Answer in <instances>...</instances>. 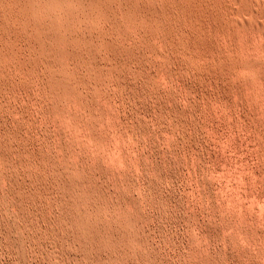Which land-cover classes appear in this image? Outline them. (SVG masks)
Returning a JSON list of instances; mask_svg holds the SVG:
<instances>
[{
    "label": "rangeland",
    "instance_id": "rangeland-1",
    "mask_svg": "<svg viewBox=\"0 0 264 264\" xmlns=\"http://www.w3.org/2000/svg\"><path fill=\"white\" fill-rule=\"evenodd\" d=\"M107 1L66 32L32 11L58 58L0 0V264H264V24Z\"/></svg>",
    "mask_w": 264,
    "mask_h": 264
},
{
    "label": "bare ground",
    "instance_id": "bare-ground-1",
    "mask_svg": "<svg viewBox=\"0 0 264 264\" xmlns=\"http://www.w3.org/2000/svg\"><path fill=\"white\" fill-rule=\"evenodd\" d=\"M17 6V14L23 20V24L25 27H31L33 33L37 35H48L55 44V52L58 58H63L65 56L69 57L68 50L62 48L58 44V37L53 32V29L45 30L43 25L40 23L39 19L33 15L35 12L36 15L45 18L51 22H56L57 26L55 28H61L64 32H66L69 27L73 24H76L78 20L73 14L74 10L81 11L86 16L88 21H91L94 24H101L106 21V17L104 16L106 11H110L113 7L107 0H13ZM143 2V1H142ZM258 2V1H257ZM3 3V1L1 2ZM240 4V3H239ZM264 4V3H263ZM9 5V4H8ZM12 5V4H11ZM15 8L16 5H13ZM240 8L239 14L241 18L255 20L264 24V20L262 18V12L264 11L258 4L251 2L250 0H245L242 4L237 5ZM238 8V9H239ZM54 9H58L65 14L63 16L58 17L54 11ZM146 9V8H145ZM7 10V9H6ZM237 10V9H236ZM263 10V11H262ZM33 11V12H32ZM95 14V12H97ZM1 12V11H0ZM5 13V12H4ZM75 13V12H74ZM129 13V12H128ZM161 13V12H160ZM8 14V13H7ZM152 14V13H150ZM155 15V14H154ZM157 15V14H156ZM148 16V15H147ZM153 17V16H152ZM7 18V17H6ZM143 18V17H142ZM80 19V18H79ZM153 19V18H152ZM165 19V18H164ZM20 21V20H19ZM44 21V20H43ZM257 22V23H258ZM174 23V22H173ZM234 23V22H233ZM175 24V23H174ZM233 25V24H232ZM21 26V25H20ZM236 26V25H235ZM245 27L246 25L243 24ZM251 26V25H250ZM255 26V25H254ZM224 27V26H223ZM238 27V26H237ZM241 27V26H240ZM246 28H251L247 27ZM243 27L240 28L242 31ZM247 30V29H245ZM251 30V29H250ZM81 31V30H80ZM263 31V30H262ZM237 34L242 33L240 31H235ZM85 33V32H84ZM98 34V33H97ZM234 34V33H233ZM84 36V35H83ZM168 36V35H167ZM258 36V35H257ZM192 39V38H191ZM99 40V39H98ZM224 40V39H223ZM119 41V40H118ZM235 42V41H234ZM146 44V43H145ZM36 45V44H35ZM12 46V45H11ZM35 47V46H34ZM46 48V47H45ZM134 50V49H133ZM195 55V54H194ZM92 57V56H91ZM96 58V57H95ZM98 59V58H97ZM62 59H60L61 61ZM245 60V59H244ZM173 61V60H172ZM171 61V62H172ZM90 63V62H89ZM177 63V62H176ZM101 64V63H100ZM228 64V63H227ZM56 65V64H55ZM49 66V65H48ZM145 66V65H144ZM229 67V66H228ZM100 68V67H99ZM34 71V70H33ZM76 72V71H75ZM153 72V71H152ZM187 72V71H186ZM42 74V73H41ZM162 74V73H161ZM56 75V74H55ZM233 76V75H232ZM155 78V77H154ZM236 79V78H235ZM60 89L62 92H73L74 86L71 87L63 78L59 76L56 79ZM163 82V81H162ZM229 83V82H228ZM1 85V84H0ZM30 86V85H29ZM33 86V85H32ZM31 87V86H30ZM79 88V87H78ZM84 88V87H83ZM88 88V87H87ZM119 89V88H118ZM28 91V90H27ZM167 97V96H166ZM61 99V97H58ZM56 101V100H55ZM104 102V101H103ZM62 103V102H61ZM45 105V104H44ZM56 105V103H55ZM61 105V104H60ZM63 105V104H62ZM65 105V104H64ZM57 106V105H56ZM172 106V105H171ZM63 107V106H62ZM46 109V108H45ZM234 110V109H233ZM107 113V112H106ZM177 113V112H176ZM180 115V114H179ZM217 117V116H216ZM175 119V118H174ZM178 120V119H177ZM97 128V127H96ZM19 132V131H18ZM174 141V140H173ZM64 142V141H63ZM12 144V143H11ZM263 144V143H262ZM52 155V154H51ZM2 159V155L0 153V160ZM26 159V158H25ZM116 159V158H115ZM100 162V161H99ZM121 170V169H120ZM11 182V181H10ZM44 183V182H43ZM73 184V182H72ZM17 185V184H16ZM26 187V186H25ZM11 189V188H10ZM14 191V190H13ZM10 197V196H9ZM8 198V197H7ZM11 204V203H10ZM75 204V203H74ZM111 206V205H109ZM35 209V208H34ZM112 209V208H111ZM103 211V210H102ZM15 213V212H14ZM23 213V212H22ZM8 216V215H7ZM16 219V218H15ZM67 219V218H66ZM14 223V222H13ZM3 225V224H2ZM3 228V227H2ZM47 229V228H46ZM17 231V230H16ZM41 232V231H40ZM56 236V235H55ZM44 238V237H43ZM27 239V238H26ZM15 241V240H14ZM21 238L16 240V245L22 246L24 243ZM113 244V243H112ZM52 251V250H51ZM55 252V251H54ZM65 253V252H64ZM67 253V252H66ZM103 253V252H102ZM34 255V254H33ZM18 256V255H17ZM68 257V256H67ZM49 259V258H48ZM68 259V258H67ZM69 260V259H68ZM90 260V259H89ZM55 261V260H54ZM53 261V262H54Z\"/></svg>",
    "mask_w": 264,
    "mask_h": 264
}]
</instances>
